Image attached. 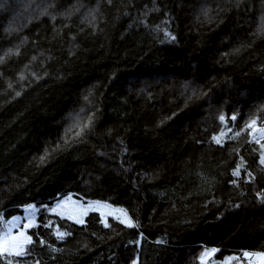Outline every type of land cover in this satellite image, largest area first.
<instances>
[{"label": "trees", "instance_id": "trees-1", "mask_svg": "<svg viewBox=\"0 0 264 264\" xmlns=\"http://www.w3.org/2000/svg\"><path fill=\"white\" fill-rule=\"evenodd\" d=\"M68 1L94 4L97 17L34 18L17 42L0 10V226L71 193L121 207L133 223L90 211L49 224L39 211L28 245L37 264L264 252V140L243 129L264 120V26L252 24L260 0H221L210 21L190 17L191 0H55ZM174 72L193 75L200 91L183 99L165 82L131 87Z\"/></svg>", "mask_w": 264, "mask_h": 264}, {"label": "rangeland", "instance_id": "rangeland-1", "mask_svg": "<svg viewBox=\"0 0 264 264\" xmlns=\"http://www.w3.org/2000/svg\"><path fill=\"white\" fill-rule=\"evenodd\" d=\"M191 0L188 7V13L192 19L210 21L222 7V1L225 0ZM7 11V20L4 24L5 31L12 34L14 39L21 41L23 39L21 29L29 21L41 16H47L50 20L68 21V19H79L92 22L97 17V8L94 4H76V2L56 3L55 0H0V10ZM255 28L260 29L264 26V0H260L257 15L252 21ZM15 47H5L1 50L2 55L11 52ZM165 82L168 87L177 90L181 98H187L200 91L197 80L191 74L184 75L174 72L173 74L152 75L140 77L131 83V87L137 92H143L148 89L152 83ZM84 106L78 105L73 108L68 118L65 119L67 127H70L74 119L83 113ZM249 125H251L249 127ZM243 129L249 133L256 129L254 135L249 137L255 141L264 140V120L257 121L256 118H250L244 124ZM264 154V145L262 147ZM41 211L47 216L46 221L50 224V218H66L70 221L80 223L84 216L95 211L104 224L111 220L123 224H132L133 221L127 211L121 207L114 206L108 201L97 199H85L74 196L71 193L57 198L51 205L43 206L40 209L36 204L25 206L20 213L12 215L0 226V256L7 264H37L34 258L30 256L28 245L31 242L30 230L38 225L37 217ZM31 225V227H25ZM57 235L63 232L55 230ZM30 238V240H29ZM215 248H203L193 256L197 257V264H264V252L233 253L225 257H215Z\"/></svg>", "mask_w": 264, "mask_h": 264}, {"label": "snow or ice", "instance_id": "snow-or-ice-1", "mask_svg": "<svg viewBox=\"0 0 264 264\" xmlns=\"http://www.w3.org/2000/svg\"><path fill=\"white\" fill-rule=\"evenodd\" d=\"M250 126H251V125H249V127H250ZM256 131H257L256 129H253V131H251V132L249 133V135H254ZM260 131H264V130H260ZM233 182H234V181H233ZM25 227H31V225H25ZM29 240H30V238H29ZM0 250H6V249H0Z\"/></svg>", "mask_w": 264, "mask_h": 264}]
</instances>
